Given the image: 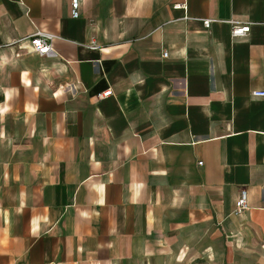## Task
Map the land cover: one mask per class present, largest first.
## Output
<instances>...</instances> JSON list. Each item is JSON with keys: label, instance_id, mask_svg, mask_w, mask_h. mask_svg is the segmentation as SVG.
<instances>
[{"label": "crops", "instance_id": "1", "mask_svg": "<svg viewBox=\"0 0 264 264\" xmlns=\"http://www.w3.org/2000/svg\"><path fill=\"white\" fill-rule=\"evenodd\" d=\"M72 9L0 0V264H264V0Z\"/></svg>", "mask_w": 264, "mask_h": 264}, {"label": "built area", "instance_id": "2", "mask_svg": "<svg viewBox=\"0 0 264 264\" xmlns=\"http://www.w3.org/2000/svg\"><path fill=\"white\" fill-rule=\"evenodd\" d=\"M80 6V0H72V13L74 16H78V9ZM213 19H204L203 23L206 28H211ZM231 24V35L233 38H245L251 32L252 23L239 22L236 20L229 21ZM56 35L44 31L38 30L34 34L28 37L32 48L35 52L42 56H56L57 52L54 48V40L56 39ZM92 49H97L98 45L96 42H92L90 45ZM20 55V54H19ZM164 57L169 56V52L165 51L163 54ZM113 94V90L110 88L102 96L108 97ZM253 96L256 97H264V90H254L252 92ZM247 208V193L245 190L241 191V199L239 201L237 213H241L243 210Z\"/></svg>", "mask_w": 264, "mask_h": 264}]
</instances>
